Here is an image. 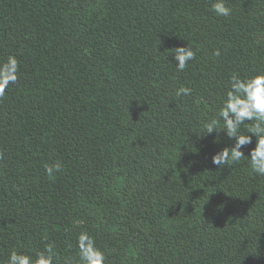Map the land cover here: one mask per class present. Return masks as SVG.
<instances>
[{
    "label": "trees",
    "instance_id": "trees-1",
    "mask_svg": "<svg viewBox=\"0 0 264 264\" xmlns=\"http://www.w3.org/2000/svg\"><path fill=\"white\" fill-rule=\"evenodd\" d=\"M214 2L0 0V62H19L0 97V264L47 245L82 264L85 231L105 264H264V176L213 165L232 141L204 128L223 129L232 74H264V0Z\"/></svg>",
    "mask_w": 264,
    "mask_h": 264
},
{
    "label": "clouds",
    "instance_id": "clouds-1",
    "mask_svg": "<svg viewBox=\"0 0 264 264\" xmlns=\"http://www.w3.org/2000/svg\"><path fill=\"white\" fill-rule=\"evenodd\" d=\"M211 9L217 16L231 15V9L225 6V0H215ZM174 49L172 56L177 62L175 67L177 71L182 72L190 61L195 60L196 52L189 45ZM215 55L219 56V51ZM18 72L19 62L14 56L0 62V97L4 96L10 84L17 82ZM191 93L190 87L182 86L176 95L189 96ZM219 117L223 121V129H218L219 121L214 118L204 125L206 135L223 132L232 143L211 156L212 164L221 168L246 159L256 175L264 176V74L243 78L238 74H232ZM252 121L255 123H247ZM241 125L245 126V133L241 132ZM253 137L254 147H249L253 145ZM213 143L219 142L214 139ZM244 149H248L247 155ZM62 167L60 163L45 165V172L51 177L54 173L60 172ZM77 248L82 264H105L104 253L96 247L95 238L86 231L77 237ZM8 264H54L53 246L47 245L45 250L36 256L13 250L8 257Z\"/></svg>",
    "mask_w": 264,
    "mask_h": 264
}]
</instances>
